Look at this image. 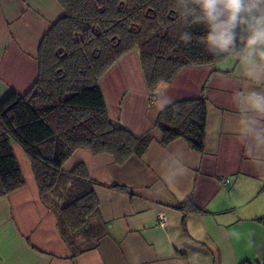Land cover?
Listing matches in <instances>:
<instances>
[{
    "label": "crops",
    "instance_id": "obj_1",
    "mask_svg": "<svg viewBox=\"0 0 264 264\" xmlns=\"http://www.w3.org/2000/svg\"><path fill=\"white\" fill-rule=\"evenodd\" d=\"M63 13L56 0H0V103L33 86L39 44ZM240 73L239 59L229 56L181 70L150 97L137 50L106 72L100 86L109 117L135 136L151 130L166 107L204 97L205 151L194 153L182 140L163 147L157 134L140 159L121 166L108 155L76 151L63 168L83 164L99 184L94 193L107 234L75 258L40 200L25 153L12 143L25 185L0 198V264L264 263V170L245 154L232 103L236 90L254 82ZM189 200L198 212L184 216L179 206Z\"/></svg>",
    "mask_w": 264,
    "mask_h": 264
},
{
    "label": "trees",
    "instance_id": "obj_2",
    "mask_svg": "<svg viewBox=\"0 0 264 264\" xmlns=\"http://www.w3.org/2000/svg\"><path fill=\"white\" fill-rule=\"evenodd\" d=\"M63 15L41 40L38 75L30 90L10 93L0 103V198L25 183L13 154L25 153L42 204L57 220L71 256L97 249L107 229L100 220L95 186L83 164L63 166L78 150L108 155L116 165L140 159L157 134L161 146L182 140L197 154L205 151L207 100L178 101L162 110L151 130L135 136L109 117L101 78L124 55L137 50L145 84L154 97L188 67L214 65L204 44L207 27H186L175 0H56ZM191 31L190 43L181 40ZM116 187V186H113ZM184 216L198 212L191 201Z\"/></svg>",
    "mask_w": 264,
    "mask_h": 264
},
{
    "label": "clouds",
    "instance_id": "obj_3",
    "mask_svg": "<svg viewBox=\"0 0 264 264\" xmlns=\"http://www.w3.org/2000/svg\"><path fill=\"white\" fill-rule=\"evenodd\" d=\"M186 27H207L204 44L218 58L235 55L241 77L254 82L232 94L236 132L249 162L264 170V0H175ZM181 40L190 43L191 31Z\"/></svg>",
    "mask_w": 264,
    "mask_h": 264
},
{
    "label": "built area",
    "instance_id": "obj_4",
    "mask_svg": "<svg viewBox=\"0 0 264 264\" xmlns=\"http://www.w3.org/2000/svg\"><path fill=\"white\" fill-rule=\"evenodd\" d=\"M225 183H227V180H225L224 181ZM159 218V224L161 225V226H163V224H164V219L162 218V217H158ZM262 264H264V263H262Z\"/></svg>",
    "mask_w": 264,
    "mask_h": 264
}]
</instances>
